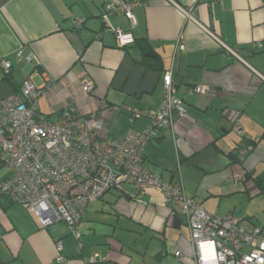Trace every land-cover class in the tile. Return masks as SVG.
<instances>
[{
    "label": "crops",
    "instance_id": "0c3cea01",
    "mask_svg": "<svg viewBox=\"0 0 264 264\" xmlns=\"http://www.w3.org/2000/svg\"><path fill=\"white\" fill-rule=\"evenodd\" d=\"M116 1L0 0V60L11 64L8 75L0 65V101L30 78L48 87L38 101L39 119L99 112L107 141H123L150 125L147 117L130 123L127 109L156 113L163 76L170 73L187 113L146 143L144 167L165 182L180 180L185 196L206 212L230 214L264 231V193L252 180L231 181L241 169L254 177L264 172V0H177L191 8L194 21L167 0H138L131 10L134 23L122 13L104 23V5ZM114 29L131 41L119 45ZM18 51L32 60H20ZM83 80L94 83L92 93L82 92ZM196 84L213 87L215 95H191ZM250 143L253 150L242 164L230 159ZM8 175L0 166V183ZM110 192L118 215L113 231L99 239L92 230L85 237L80 226L81 246L62 221L41 228L24 205L0 195V264H146L147 258L154 264H196L187 223L160 191L148 188L140 198L135 187L123 184ZM107 193L90 206H99ZM122 217L133 220L139 237L146 236L137 249L128 250L115 233L125 227ZM149 249L152 257H146ZM93 255L102 260L87 263Z\"/></svg>",
    "mask_w": 264,
    "mask_h": 264
},
{
    "label": "built area",
    "instance_id": "2783aa9c",
    "mask_svg": "<svg viewBox=\"0 0 264 264\" xmlns=\"http://www.w3.org/2000/svg\"><path fill=\"white\" fill-rule=\"evenodd\" d=\"M167 1L194 21L191 8H183L177 0ZM139 4L138 0L108 2L101 13L102 21L106 23L111 15L122 13L134 23L131 10ZM112 32L119 45L131 41L117 29ZM227 52L234 54L230 49ZM17 57L26 62L32 60L31 56L23 57L20 51ZM0 65L8 75L11 64L2 59ZM47 88L46 85L37 87L27 78L18 92L0 101V166L9 170V175L0 183V195L24 205L39 227L62 221L81 246L79 227L87 205L108 191L129 184L137 189L140 198L146 189H156L168 205L180 209L189 229L196 264H264L261 228L245 227L230 214L219 216L206 212L196 200L185 196L180 180L165 182L143 165L146 143L157 139L161 130L171 128L187 113L185 104L175 95L170 73L163 76V101L156 113L127 109L130 123L147 117L150 125L142 133L130 131L123 141H107L106 121L99 112L87 115L70 112L55 121L39 119L38 101ZM93 89L92 81L81 82L84 94L92 93ZM189 93L213 96L216 90L196 84ZM252 150L253 146L247 144L237 155L243 160ZM244 174L241 169L232 176V183H244ZM137 202L146 205L141 199ZM55 245V260L63 262L62 244L57 241ZM100 260L93 255L86 262Z\"/></svg>",
    "mask_w": 264,
    "mask_h": 264
},
{
    "label": "rangeland",
    "instance_id": "374dc122",
    "mask_svg": "<svg viewBox=\"0 0 264 264\" xmlns=\"http://www.w3.org/2000/svg\"><path fill=\"white\" fill-rule=\"evenodd\" d=\"M51 120L53 121V119H51ZM107 138H108V136H107ZM1 168H5V167L1 166ZM125 185H129V184H125ZM123 187L128 188L126 186H123ZM112 194H114V192L107 193L103 197V202H100L99 206L96 204L95 207L94 206L91 207L90 205L93 202L88 205V207H87L88 210H87V212H85L86 214L85 213L83 214V218H82L81 223H80V226L82 227L80 233L83 234L85 237L87 236L86 234L91 235L92 230H94V232L96 231V235L99 239L101 237L100 235L105 234V233H109V232L111 233V231H113L112 226L115 225L118 215L116 212V208L113 207V205L112 206L110 205V203H112V204L115 203V197H113ZM96 201H95V203H98V200H96ZM101 205H104L103 209H102ZM121 219L124 220V221L122 220L123 221L122 225H124L125 227H119L118 229H116V231H115L116 235L121 238V240L125 244L124 246H126L128 250H134L133 248L137 249V247L140 246L141 243L145 242L146 236L145 237H139V234L136 232L141 233L142 231L141 230L136 231V226H135L133 220H129L126 217H122ZM130 225L132 226V228H135V229H132L130 227ZM137 237H138V239H137ZM80 239L83 241L82 238H80ZM150 253L153 254V253H155V251H152L151 249H149L146 257H148V256L152 257L150 255ZM132 254H134V253H132ZM146 260H147L146 264H154L155 263V261L153 262V258H147Z\"/></svg>",
    "mask_w": 264,
    "mask_h": 264
},
{
    "label": "trees",
    "instance_id": "16d2710c",
    "mask_svg": "<svg viewBox=\"0 0 264 264\" xmlns=\"http://www.w3.org/2000/svg\"><path fill=\"white\" fill-rule=\"evenodd\" d=\"M249 143V142H248ZM251 144V143H250ZM241 148V147H240ZM240 148H236L235 151H233L232 154H230V159L234 160L235 162L237 163H240L242 164L243 163V160H241V158H239V156L237 155V151L240 149ZM244 180H252L253 183L256 185V188L258 190V192L260 193H264V172L259 175V176H253L252 175V172H248L245 170V174H244Z\"/></svg>",
    "mask_w": 264,
    "mask_h": 264
},
{
    "label": "water",
    "instance_id": "95a60500",
    "mask_svg": "<svg viewBox=\"0 0 264 264\" xmlns=\"http://www.w3.org/2000/svg\"><path fill=\"white\" fill-rule=\"evenodd\" d=\"M148 56H152L151 54H148Z\"/></svg>",
    "mask_w": 264,
    "mask_h": 264
}]
</instances>
